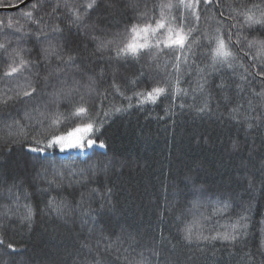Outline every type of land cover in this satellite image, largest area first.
I'll list each match as a JSON object with an SVG mask.
<instances>
[{
  "label": "trees",
  "instance_id": "1",
  "mask_svg": "<svg viewBox=\"0 0 264 264\" xmlns=\"http://www.w3.org/2000/svg\"><path fill=\"white\" fill-rule=\"evenodd\" d=\"M36 2L37 0H32L15 11H0V22L7 24L9 19L13 20L15 27L8 30L9 33L16 29L35 32V27H29L26 18H22L20 13L31 11L30 5ZM63 2L64 0H51L36 14L43 16L41 27L45 31H50L54 26L59 25L67 35L69 18L57 19V16L64 12ZM87 2L88 0H68L69 5ZM15 3L16 0H0V7ZM57 3L61 4L60 12L55 16H49L47 13H50ZM179 3L180 0H119V2L102 0L99 9L92 12L79 27V55L84 60L82 67L86 66L87 72L83 78L80 76L76 78L81 80L83 86L80 93L84 95V100L87 101V106L91 108L93 115H96L99 109L114 111L115 107H127L128 101L114 94L111 87L113 83L119 85L122 90L127 89L125 95L128 96L133 92L151 90L154 86L167 87L165 81H170L171 91L166 96L162 95L156 104L149 103L143 108L133 107L127 112L110 115L101 132L97 133V143L104 141L107 145L106 149L98 151H106L107 155H93L89 160V163L99 160L105 164L110 161L107 170L100 171L95 176L89 173L86 178L69 177L66 174L62 187L47 194H42L40 190L47 188L46 179H51V175L41 178L36 176L35 171L30 174L23 173L21 171L23 166L17 164V161L23 157L21 148L13 145L10 154L7 147L0 148V151L5 153L0 155V239L4 241L3 245H0V261H5L6 264H95L96 259H102L103 264H112L113 261L115 264H157V257L153 253L163 251V255L169 257L168 264H176L177 257L180 264H262L264 262V256L260 254L264 252V244H262L264 186L261 184V177L264 176V168H261L264 162V144L261 143L264 139V126L259 131L246 132L247 124L239 126L226 119L228 109L237 104L247 108L249 100L259 109V112L251 113L254 118L264 114V96L254 95L264 92V75H260L264 73V56L258 53V47L249 50L245 42L244 53L232 61L234 68H228L227 65L220 68V75L232 84V91L229 93L232 102L224 107L221 101V106L214 116L196 117L194 110L187 107L181 109L180 105H191L194 102L197 106L202 104V98L197 94L198 98L194 101L191 92V88L200 77L195 66L189 71L188 65L183 62V57L180 61V72L175 71L173 65L177 63L176 57L180 55L179 48L164 49L159 52L153 49L151 53L143 55L139 61L129 58L127 62L113 60L109 63L107 60H99L101 54L94 53L96 44L83 35L87 30L89 36H100L99 31L92 30L93 25L105 30L108 33L105 38L109 40L113 39V34L123 35L125 28L135 23L150 24L155 27L153 15L157 20L163 19L166 22L178 14L175 9H165L162 17L159 5ZM242 3L259 4L261 0H210L207 5L203 0H199V3H196V0H184V4L192 5L190 8H180V12L189 18L184 32L197 29L190 37V41L215 35L217 29L221 34L226 35L230 25L240 23L236 19V13L240 11ZM154 5L157 6L155 13ZM194 13L199 14L198 21ZM168 27L175 30L178 25H167L164 30H160L161 33L167 34ZM76 31V27L73 26V32ZM232 31L235 32V29ZM240 35L246 36L249 40L253 37L264 39V36L258 32H252L250 35L244 32ZM8 39L12 41L9 51L17 47L32 48L31 42L17 45L16 37L0 35V43ZM201 42L207 44V39ZM48 43L46 41L42 46L47 47ZM51 43L57 46L63 45L65 41L57 37ZM85 44L88 45L86 51ZM70 47L75 48V44ZM204 51H206L204 47L198 49V52ZM103 55L108 57L115 54L105 51ZM35 58V53L31 57L25 53V59ZM191 59L189 57V62ZM166 61L169 63L166 64ZM8 62L6 55H0V72ZM195 63L200 68H204L210 61L200 57ZM52 64L55 66V59ZM142 69L146 75L141 78L138 85L131 87L130 82L140 75ZM248 73L256 74L255 78L248 76ZM46 74L47 70L43 64L39 69L25 70L16 79L0 81V93L6 88H11L13 91L27 90L26 85L29 80L38 81L41 89L45 93H50L53 88L51 86L44 88L43 85V77ZM220 75L213 74L210 79L220 83ZM178 76L183 77L179 87L189 89V94L185 96L180 93L173 101L171 92L175 91ZM241 76H246L249 82L242 84ZM90 77L93 81L91 89L85 87L89 84ZM237 84H241L245 89L243 96H237ZM102 93H107V100L100 95ZM8 94L11 95L12 92ZM48 99L45 95L42 98H34L29 104H19L17 105L19 115L12 109L10 110L12 117L20 120L22 125H27L29 121L23 118L24 113L32 111L38 105L43 110L44 103ZM79 101V95L76 96L75 101L63 99L58 110L68 117L73 110V104ZM132 104L136 105L135 98ZM216 105L217 101L213 100L214 109ZM50 107L52 111L57 110L55 104H51ZM243 108L241 115L247 114L243 112ZM221 113H224V119L220 118ZM0 115H4V118L11 122V118L6 114L0 113ZM100 118H103V111L100 112ZM81 123V120L74 118L63 119L56 126L54 134L66 133ZM32 134L34 135L35 132L33 131ZM4 135L5 133L0 131V143ZM233 142H237L240 146L235 153L231 148ZM8 143L11 144L12 141L9 140ZM55 151L59 152V149ZM71 154L75 156L73 152ZM64 162L68 163V161ZM76 164L78 167L85 166L79 160ZM36 167L39 169L40 165ZM6 170L11 173L7 178L4 175ZM25 175L28 176L27 181ZM13 178L15 185L18 186H14ZM193 187L205 189L204 195L202 197L188 195ZM109 188L112 189L111 203L115 212L113 222H119L114 229L105 228L92 219L96 215V210L101 207L100 195ZM92 189L97 191L93 193ZM165 189H167V197H165ZM25 194L27 199L24 198ZM50 196H56L58 203L63 202L62 215L43 211ZM217 198L231 204L229 213L223 217L214 216V206L208 203L209 200L215 201ZM195 199H200L202 204L198 209L192 208V201ZM29 203L35 211L30 223L23 219L25 211L23 206ZM90 209L91 213L84 215ZM181 212L186 213V219L189 221L201 214L208 217V222L203 225V234L208 236L214 234V231H208L209 228L215 229L218 223L223 225L243 215L247 217L244 221L248 224L247 234H242L235 244L223 241L212 243L194 241L190 247H186L182 242L183 234L177 232L174 223L175 217ZM161 213L164 214L163 219ZM161 235L168 238L163 246L160 241ZM8 244L22 251L13 252L8 249ZM173 245H177L175 250L169 251ZM106 249L108 250L106 255L101 256ZM229 252L236 255L230 257ZM249 252L252 256L245 257L244 254ZM189 257L196 259L193 261L188 259ZM241 257L244 259L241 260ZM159 264H165V261L160 260Z\"/></svg>",
  "mask_w": 264,
  "mask_h": 264
},
{
  "label": "snow or ice",
  "instance_id": "2",
  "mask_svg": "<svg viewBox=\"0 0 264 264\" xmlns=\"http://www.w3.org/2000/svg\"><path fill=\"white\" fill-rule=\"evenodd\" d=\"M51 0H37L36 3L30 5L31 11H26L20 13L22 18H26L28 26H34L35 32H23L22 29H16V31L10 32L8 30L13 29L15 24L12 19H9L7 24L0 22V35H10L16 37V44L20 45L22 43H32L31 49L25 48H13L11 51L9 49L12 47L11 39L5 40V42L0 43V55H6L7 66L2 72H0V81H11L22 75L25 70H31L33 68L39 69L41 64L47 70V74L43 77L44 88L51 86L53 91L50 93H45L38 81L29 80L26 87L27 90L17 89L13 91L11 88H6L2 93H0V113L6 114L7 117L11 118V122H8L4 118V115H0V131L4 132L5 135L2 137V143H0V148L7 147L9 153L12 151L13 145H17L21 148L23 152V157L21 160L17 161L18 165H22L21 171L26 174H30L32 171L36 172L37 177L47 178L51 175V179H46L47 188L41 189L42 194H47L49 192L60 189L63 184L64 176L67 174L69 177L81 176L87 177L89 173L95 176L100 171H106L110 166L111 162L103 163L102 161L96 160L89 163L90 158L93 155L106 156V151H98L99 149H106L107 145L104 141H99L97 133L101 132V128L107 123V119L110 115L114 113L127 112L133 107L143 108L145 105L151 103L156 104L162 95L166 96L172 88L170 81H165L167 87L154 86L148 91L133 92L131 96L125 95L127 89L122 90L119 85L113 83L112 89L114 94H118L123 97L124 100L128 101L127 107H115L114 111L99 109L96 115L92 114L91 108L87 106V101L84 100V95L80 93V89L83 86L81 80L77 79V76L83 78L87 72V67L84 65V60L81 59L79 55V27L84 23L86 19L91 16L92 12H96L102 0H88L86 4L73 3L69 5L68 0H64L62 15L57 16V19L63 20L68 17L70 23L68 25L67 35H65V30L59 25L54 26L50 31H45L41 27L43 24V16L36 15L46 7ZM119 2V0H118ZM204 4H209L210 0H203ZM25 0H16L15 4H6L3 7H19L24 4ZM199 3V0H196ZM105 7H109L105 5ZM156 5L153 6V12L155 13ZM190 8L191 4H184V0H180L179 4H162L159 5L161 11V16L163 17V10L177 11V15L171 17L165 22V20H157L155 15L152 19L155 20V28H152L150 24L141 25L139 23L132 24L131 27H126L124 34L119 33L113 34V39L109 40L105 37L108 33L97 28L95 25L92 26L93 31H99L100 36H89L86 30L83 35L86 39H90L96 44L94 53H100V61L107 60L111 63L113 60L128 61L129 58L139 61V59L146 53H151L153 49L157 52L164 49L175 50L179 48L180 55L176 57L177 63L173 65L177 73L180 72L181 68V58L183 57V62L188 65L189 71L193 66L196 67L197 74L200 77L194 86L191 88L194 101L198 98H202V104L197 106L195 102L191 105L181 104L180 108L185 107L190 110H194V115L196 117L204 116H214L221 106V101L224 107H227L229 103L232 102V98L229 93L232 91V84L229 83L223 75H220V68L227 65L228 68H234L232 63L233 60L237 58L238 55L244 53L245 42L249 50L253 47H258V53L264 56V39H259L253 37L252 39H247L246 36L240 35V33L247 32L249 35L252 32H258L264 36V0L261 3H242L240 5V11L236 13V19L240 21L238 25H230L229 30L226 35L221 34L220 30L217 29L215 35H208L202 37L200 40L190 41V37L195 34L197 29H189L187 33L184 29L187 27V21L189 18L180 12V8ZM61 10V4L57 3L50 13L49 16H55ZM235 12L236 9L234 8ZM257 13H259L257 15ZM197 21L199 20V14L194 13ZM141 19L143 17H140ZM103 21H101L102 23ZM167 25H178V27L173 30V28L168 27V34L166 39L161 40L157 34V30H164ZM73 26L76 27L77 31L73 32ZM235 29V32L232 31ZM152 34V38L157 42L155 44H150L148 42L138 43L137 38L141 33ZM63 38L65 43L63 45L53 46L51 41L54 38ZM235 37V39H233ZM207 39V44H202L203 39ZM147 41V36L145 37ZM49 42L47 47H43L44 42ZM75 44V48L70 47ZM88 45H84L85 51ZM200 47H204L206 51L198 52ZM187 49V51H185ZM235 50V51H233ZM105 51L114 52V56L104 57L103 53ZM76 54H73V53ZM25 53L29 57L35 53V59H25ZM189 57H191V62H189ZM202 57L205 60H209L210 63L206 64L204 68H200L196 65V59ZM55 59L56 64L53 66L52 61ZM166 64L169 61L165 62ZM219 66V67H218ZM103 74V70H101ZM220 75V83H216L214 79H210L213 75ZM39 74L37 73V76ZM146 75L143 69L140 75L130 82L131 87H135L140 83L141 78ZM248 76L255 78L256 74L248 73ZM264 75V73H260ZM183 77L178 76L176 81L175 91L171 92V98L175 101L180 93L185 96L189 94V89H181L179 84L182 82ZM240 80L243 83H248L246 76H241ZM54 81V82H53ZM93 81L91 77L89 78V84L85 87L91 89ZM35 85V86H33ZM245 89L241 84L236 85L237 96H243ZM12 92L11 95L8 93ZM47 96L49 99L44 103L43 110L40 109L39 105L32 111H26L24 113V119L29 121V124L22 125L20 120L12 117V109H14L19 115V104H29L34 98ZM80 96L79 103L73 104V110L65 117L63 113H60L58 108L63 99H70L75 101L76 96ZM103 96L104 100H107V93L100 94ZM256 97L264 96V92L255 93ZM136 99V105L132 104V100ZM213 100L217 101L216 109L212 107ZM55 104L57 107L56 111H52L50 105ZM243 105L237 104L235 107L228 109L226 119L239 126L247 124L245 131H252L259 129L264 126V114H259L255 118L251 115L253 112H259L252 101L249 100L247 108H243V112L247 113L241 115ZM103 111V118H100V112ZM74 118L81 120L82 123L79 124L75 129L72 130L68 135L75 136L74 140L69 141L63 135H55V129L58 124L61 123L63 119ZM220 118L224 119V113L220 114ZM162 119V117H161ZM87 121L84 123L83 121ZM47 124V128H45ZM51 130V131H49ZM33 131L35 134L33 135ZM31 137V139H29ZM11 140L12 143L9 144L8 141ZM46 141V143H45ZM264 144V139L261 140ZM237 142H233L231 145L232 152L235 153L239 148ZM59 149V152L55 149ZM71 150L75 151V156L71 154ZM0 155H5L4 152L0 151ZM79 160L84 167H78L76 161ZM64 161H68L65 163ZM37 165L40 168L37 169ZM261 168H264V162L261 164ZM5 177L11 175L7 170L4 173ZM28 176L25 175V181H27ZM14 186L15 185V179ZM59 181V182H58ZM86 182V181H85ZM23 183V182H21ZM261 184L264 186V176L261 177ZM93 193L97 190L92 189ZM205 193V189L193 187L188 195L195 197H202ZM112 189L109 188L106 192L100 195L101 207L96 210V215L92 217L94 222L102 224L105 228L114 229L118 225V221L113 222V217L115 215L114 205L111 203ZM165 197H167V189H165ZM27 199V194L24 196ZM83 200V196L81 198ZM19 200V197H17ZM209 204L214 206L213 215L223 217L229 213L231 204L228 201H223L217 198L215 201H208ZM19 207V205H17ZM202 206L200 199H195L192 201V208L198 209ZM23 219L27 222H31L34 217L35 211L32 205L25 204L24 206ZM63 202L58 203L56 196H50L47 205L43 211L55 212L58 216L62 215L63 212ZM167 207V204H166ZM91 209L85 212L84 215H89ZM191 211V209L189 210ZM164 214L161 213V219H163ZM99 218V219H97ZM247 219L246 216H239L235 221H227L223 225L217 224L215 229L209 228L208 231H214L213 235L203 234V225L208 222L209 218L201 214L199 217H195L189 221L186 219V213L181 212L180 215L175 217L174 223L178 233H182V242L185 243L186 247H190L193 242L207 241L209 243L215 241H223L228 244H235L243 235L247 234L248 224L244 223ZM223 229V230H220ZM103 230V229H102ZM167 237L161 235L160 241L161 246L167 241ZM4 241L0 239V245H3ZM264 244V242H262ZM177 245H173L169 251H174ZM8 249L13 252L22 251L20 249H14L12 244L7 245ZM83 249H81V252ZM107 249L104 254L106 255ZM264 256V252L260 253ZM79 255V253L77 254ZM89 255L91 253L89 252ZM153 255L157 257V264L160 260H164L165 264H168L169 257L163 255V251L160 253L154 252ZM206 255V253H205ZM236 255L235 253L229 252V256L232 257ZM245 257H251L252 253H245ZM188 259L195 261V257H189ZM244 257H241L243 260ZM0 264H6L5 261H0ZM95 264H103L102 259H96ZM115 264V261L112 262ZM176 264H180V260L176 258ZM264 264V262H262Z\"/></svg>",
  "mask_w": 264,
  "mask_h": 264
},
{
  "label": "rangeland",
  "instance_id": "3",
  "mask_svg": "<svg viewBox=\"0 0 264 264\" xmlns=\"http://www.w3.org/2000/svg\"><path fill=\"white\" fill-rule=\"evenodd\" d=\"M152 28H155V27H152ZM157 34L160 37V39L163 40V39H166L168 33L164 35V34L161 33L160 30H157ZM146 36H147V41L145 40V37ZM136 42H138V43L148 42L150 44H153V43H156L157 41L152 38V34L150 32L148 34L141 33L140 36L137 38ZM75 128H73V129H75ZM73 129H71V130H69L66 133H63L61 135L65 136L66 139H68L69 141L74 140L75 139V136H69L68 135L70 132H72ZM71 152H73L74 154H76L74 150H71Z\"/></svg>",
  "mask_w": 264,
  "mask_h": 264
},
{
  "label": "water",
  "instance_id": "4",
  "mask_svg": "<svg viewBox=\"0 0 264 264\" xmlns=\"http://www.w3.org/2000/svg\"><path fill=\"white\" fill-rule=\"evenodd\" d=\"M32 0H25V3L20 5L19 7L13 8V7H0V11H15L21 7H23L24 5H26L27 3L31 2Z\"/></svg>",
  "mask_w": 264,
  "mask_h": 264
}]
</instances>
